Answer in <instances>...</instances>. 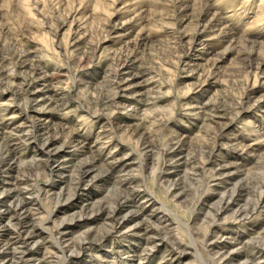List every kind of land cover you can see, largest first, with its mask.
Wrapping results in <instances>:
<instances>
[{"label": "rangeland", "instance_id": "1", "mask_svg": "<svg viewBox=\"0 0 264 264\" xmlns=\"http://www.w3.org/2000/svg\"><path fill=\"white\" fill-rule=\"evenodd\" d=\"M0 170V260L264 264V0H0Z\"/></svg>", "mask_w": 264, "mask_h": 264}, {"label": "bare ground", "instance_id": "2", "mask_svg": "<svg viewBox=\"0 0 264 264\" xmlns=\"http://www.w3.org/2000/svg\"><path fill=\"white\" fill-rule=\"evenodd\" d=\"M27 82V81H26ZM29 84V83H28ZM31 89V88H30ZM45 103V102H44ZM37 123V122H36ZM33 125V124H32ZM36 125V124H35ZM21 132V131H20ZM16 133V132H15ZM37 134V133H36ZM17 135V134H16ZM19 136V135H18ZM28 137H29V135H28ZM33 137V136H32ZM44 137V136H43ZM41 139V138H40ZM32 141V140H31ZM52 142V141H51ZM47 149H49V148H47ZM47 152V151H46ZM54 154V153H53ZM52 155V154H51ZM55 156V155H54ZM11 157V156H10ZM48 157V156H47ZM15 158V157H14ZM44 160V159H43ZM47 161H49V159L47 160ZM42 162V161H41ZM48 164V163H47ZM1 171V170H0ZM55 172V171H54ZM57 172V171H56ZM84 172V171H83ZM83 174V173H82ZM84 174H85V172H84ZM17 185V184H16ZM25 186V185H24ZM12 190H13V188H12ZM20 190V189H19ZM78 191V190H77ZM27 192V191H26ZM79 192V191H78ZM20 193V192H19ZM28 193V192H27ZM21 194V193H20ZM23 195V194H22ZM8 196V195H7ZM24 196V195H23ZM1 197V196H0ZM6 197V196H5ZM16 197V196H15ZM22 197V196H21ZM17 198V197H16ZM14 199V198H13ZM12 200V199H11ZM25 201V200H24ZM19 203V202H18ZM19 205V204H18ZM20 206V205H19ZM18 206V207H19ZM28 206V205H27ZM11 207V206H10ZM119 207V206H118ZM126 207V206H125ZM14 208H15V206H14ZM17 208V207H16ZM32 208V207H31ZM13 209V208H12ZM87 209V208H86ZM18 211V210H17ZM20 211V210H19ZM38 211V210H37ZM26 212V211H25ZM13 213H14V211H13ZM117 214V213H116ZM26 216V215H25ZM28 217V216H27ZM31 217V216H30ZM15 219V218H14ZM17 219V218H16ZM26 219V218H25ZM134 219V218H133ZM22 220H24V219H22ZM29 221V220H28ZM11 222V221H10ZM12 223V222H11ZM66 225V224H65ZM19 228V227H18ZM0 231H2V230H0ZM5 231V230H4ZM21 232V231H20ZM6 233V232H5ZM147 234V233H146ZM146 236V235H145ZM13 237V236H12ZM18 237V236H17ZM23 237V236H22ZM35 237V236H34ZM33 237V238H34ZM16 238V237H15ZM10 240V239H9ZM12 240H13V238H12ZM15 241V240H14ZM5 242V241H4ZM8 242V241H7ZM10 242V241H9ZM7 243L6 245H5V250H6V252L5 253H8V252H11L12 254H10V255H8V254H4L3 255V259H1L0 260V264H15V263H17V261L18 260H22V259H25L27 256V254H28V249L25 251V250H21L20 248L19 249H17L16 248V245H17V243L15 242V243H13V242H10V243ZM20 242V241H19ZM18 242V243H19ZM25 243V242H24ZM21 246V245H20ZM2 247V246H1ZM73 248V247H72ZM149 248V247H148ZM0 249H2V248H0ZM150 249H151V247H150ZM4 250V251H5ZM12 250V251H11ZM17 250V251H16ZM13 251H16V252H13ZM31 251V250H30ZM63 251V250H62ZM2 252V251H1ZM34 255V254H33ZM1 258V257H0ZM28 263V262H27Z\"/></svg>", "mask_w": 264, "mask_h": 264}]
</instances>
